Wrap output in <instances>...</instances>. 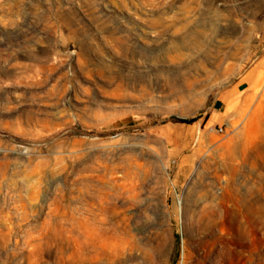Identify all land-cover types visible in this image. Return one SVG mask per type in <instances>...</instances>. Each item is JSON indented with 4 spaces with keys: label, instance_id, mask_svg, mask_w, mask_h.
Segmentation results:
<instances>
[{
    "label": "rangeland",
    "instance_id": "1",
    "mask_svg": "<svg viewBox=\"0 0 264 264\" xmlns=\"http://www.w3.org/2000/svg\"><path fill=\"white\" fill-rule=\"evenodd\" d=\"M241 225L264 264V0H0V264H210Z\"/></svg>",
    "mask_w": 264,
    "mask_h": 264
},
{
    "label": "bare ground",
    "instance_id": "2",
    "mask_svg": "<svg viewBox=\"0 0 264 264\" xmlns=\"http://www.w3.org/2000/svg\"><path fill=\"white\" fill-rule=\"evenodd\" d=\"M240 231H241L240 232V239H241L240 245H241L242 249L239 250L237 253H233L227 249V247L229 248L231 244L230 243L226 244V246H224L221 251H219L218 253H216V255H213L211 257V261H210L211 263L210 264H247V255L245 252V244L246 243H245V227H244V225H241ZM76 256H77V252H73L72 257L75 258ZM183 256H184L183 258H185V255H183ZM99 259H100V257H99ZM99 262H100V260H99Z\"/></svg>",
    "mask_w": 264,
    "mask_h": 264
},
{
    "label": "crops",
    "instance_id": "3",
    "mask_svg": "<svg viewBox=\"0 0 264 264\" xmlns=\"http://www.w3.org/2000/svg\"><path fill=\"white\" fill-rule=\"evenodd\" d=\"M228 100H229V99H228ZM226 107H227V104L224 105V110L226 109ZM224 110H223V111H224Z\"/></svg>",
    "mask_w": 264,
    "mask_h": 264
},
{
    "label": "built area",
    "instance_id": "4",
    "mask_svg": "<svg viewBox=\"0 0 264 264\" xmlns=\"http://www.w3.org/2000/svg\"><path fill=\"white\" fill-rule=\"evenodd\" d=\"M221 131V129H219Z\"/></svg>",
    "mask_w": 264,
    "mask_h": 264
}]
</instances>
